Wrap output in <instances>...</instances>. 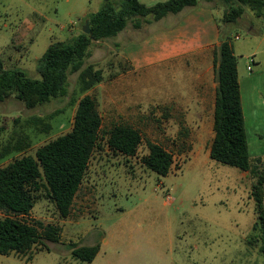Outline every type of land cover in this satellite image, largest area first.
I'll return each instance as SVG.
<instances>
[{
    "label": "rangeland",
    "instance_id": "374dc122",
    "mask_svg": "<svg viewBox=\"0 0 264 264\" xmlns=\"http://www.w3.org/2000/svg\"><path fill=\"white\" fill-rule=\"evenodd\" d=\"M113 1L0 0V59L6 68L22 69L39 79V61L49 45L64 39V33L74 26L82 31L85 14L96 13ZM141 1L155 5L163 0ZM207 4L216 6L217 1ZM220 21L236 55L240 77L247 75L249 65L255 72L264 71V18L255 17L247 8L237 23ZM164 24L144 23L136 30L129 23L122 37L93 43L86 65L101 69L105 81L87 94L97 100L103 118L101 141L69 218L60 217L44 191L29 217L59 227L60 243L45 242L49 251L36 245L27 256L0 255V264H264L262 242L254 231L257 214L250 173L210 159L209 146L203 143L183 144L166 126L173 116V104L166 99L191 86L199 91L203 87L189 84L183 72L177 76H160L163 71L130 74L120 54L119 45L126 38L142 37ZM254 54L260 66L250 63ZM187 66L193 70L190 63ZM213 82L217 84L214 73ZM83 96L76 73L69 78L64 98L32 110L14 98L0 103V168L34 156L40 147L70 132ZM247 103L254 106L256 101L249 98ZM251 115L250 154L264 160V112L259 118L255 111ZM119 124H129L142 135L134 158L108 148L106 133ZM148 142L173 155L174 165L167 176L144 166ZM8 148L10 152L3 157ZM69 244L98 245L99 253L92 263L83 262L72 257Z\"/></svg>",
    "mask_w": 264,
    "mask_h": 264
},
{
    "label": "trees",
    "instance_id": "16d2710c",
    "mask_svg": "<svg viewBox=\"0 0 264 264\" xmlns=\"http://www.w3.org/2000/svg\"><path fill=\"white\" fill-rule=\"evenodd\" d=\"M215 1L216 6L224 8V25L237 23L247 8L255 17L264 18V0H169L150 7L139 0H114V4H106L86 19L91 30L89 35L81 31L72 40L49 45L39 61V79L30 77L22 69L6 68L0 59V103L14 98L32 110L64 98L69 92V78L76 73L80 93L84 95L77 103L70 132L43 145L34 156L15 159L0 168V214L4 216L0 219V255L27 256L36 245L49 251L45 242L60 243L59 227L30 221L29 217L44 191L45 198L55 205L60 217L69 218L101 141L103 118L97 100L86 95L105 81L101 69L86 65L93 43L116 38L129 23L139 30L144 23L158 22L186 8ZM213 64L217 82L215 136L209 156L216 162L250 173L251 197L257 214L254 231L260 237V250L264 254V160L253 159L250 154L238 62L224 28L220 44L213 51ZM106 135L108 148L127 158H134L143 142L140 131L127 124L114 126ZM147 147L149 152L142 158L144 166L160 176H167L174 165L173 155L159 144L148 142ZM9 152L8 148L3 157ZM68 249L73 258L87 263H92L99 253L98 245L69 244Z\"/></svg>",
    "mask_w": 264,
    "mask_h": 264
},
{
    "label": "crops",
    "instance_id": "0c3cea01",
    "mask_svg": "<svg viewBox=\"0 0 264 264\" xmlns=\"http://www.w3.org/2000/svg\"><path fill=\"white\" fill-rule=\"evenodd\" d=\"M139 1L142 3L141 0ZM166 1L169 0L162 2ZM142 4L153 6V4ZM218 9L221 10L219 13ZM223 9L221 6H211L207 3L197 8H186L177 15H169L156 22L165 23L162 28L151 30L142 37H128L119 45L122 58L131 68L130 74L156 75L157 72L163 71L165 73H159L160 76L166 73L177 76L183 72L190 80L189 84L194 83L203 87V91H199L191 86V89L176 91L171 98L166 99L167 103L173 104V116L167 120L166 126L175 131V138L183 144L203 143L204 146H209L207 152L209 154L215 136L214 112L217 88V84L213 82V73L215 75L213 51L220 44V20L224 15ZM89 16L85 14L83 19ZM78 27L70 28L64 33L66 35L64 39L57 41H69V38L72 40L79 34ZM126 31H122L119 36L122 37ZM256 56L254 54L252 57L253 64L260 66ZM187 63L192 65V71L188 66L185 67ZM203 66L207 68L201 72ZM248 67L247 75L240 77L239 67L238 74L249 143L248 129L252 123L251 114L255 111L259 118L264 112V106L260 104L261 101L264 102V71L255 72L252 69L249 72ZM249 98L256 101L254 106L248 105ZM167 135L170 136L169 133Z\"/></svg>",
    "mask_w": 264,
    "mask_h": 264
},
{
    "label": "water",
    "instance_id": "95a60500",
    "mask_svg": "<svg viewBox=\"0 0 264 264\" xmlns=\"http://www.w3.org/2000/svg\"><path fill=\"white\" fill-rule=\"evenodd\" d=\"M82 31L84 34H87V35L90 34L91 30H90V26H89V21L85 22V25H84Z\"/></svg>",
    "mask_w": 264,
    "mask_h": 264
},
{
    "label": "built area",
    "instance_id": "2783aa9c",
    "mask_svg": "<svg viewBox=\"0 0 264 264\" xmlns=\"http://www.w3.org/2000/svg\"><path fill=\"white\" fill-rule=\"evenodd\" d=\"M236 39H239V38H238V37H236ZM250 63H252V64H253V63H254V60H253V59H251V60H250ZM248 71H249V72H251V71H252V67H251L250 65H249V67H248Z\"/></svg>",
    "mask_w": 264,
    "mask_h": 264
}]
</instances>
